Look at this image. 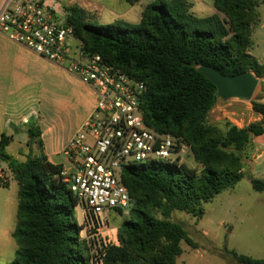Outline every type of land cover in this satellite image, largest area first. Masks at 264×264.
<instances>
[{
    "label": "trees",
    "instance_id": "1",
    "mask_svg": "<svg viewBox=\"0 0 264 264\" xmlns=\"http://www.w3.org/2000/svg\"><path fill=\"white\" fill-rule=\"evenodd\" d=\"M134 4L138 0H125ZM264 0H212L214 13L200 18L186 0H155L142 6L137 26L89 24L91 15L64 7V22L72 28L85 56L102 61L145 86L139 109L147 128L170 135L187 147L200 172L177 162L123 165L119 182L130 197L128 217L116 242L80 237L74 212L79 203L63 182L61 166L43 155L39 127L27 133L38 151L23 162L9 161L0 146V162L18 186L16 222L11 234L18 249L10 264H176L181 243L194 248L172 213L200 219L203 204L232 189L244 177V160L252 140L264 133V87L250 100L261 117L244 128L225 121L209 123L219 99L215 86L197 68L212 67L225 76L250 72L264 78V62L249 50ZM251 188L264 193V181L248 175ZM85 220L98 223V214L85 207ZM121 214V209L113 210ZM233 264H264V260L230 253Z\"/></svg>",
    "mask_w": 264,
    "mask_h": 264
},
{
    "label": "built area",
    "instance_id": "2",
    "mask_svg": "<svg viewBox=\"0 0 264 264\" xmlns=\"http://www.w3.org/2000/svg\"><path fill=\"white\" fill-rule=\"evenodd\" d=\"M0 34L62 66L93 89L94 108L63 151L73 171L60 172L89 212L99 215L129 206L130 197L118 178L123 165L177 159L182 163L180 154L187 147L143 122L139 104L144 84L106 65L99 56L83 55L72 28L43 0H0ZM9 181V171L0 165V187Z\"/></svg>",
    "mask_w": 264,
    "mask_h": 264
},
{
    "label": "crops",
    "instance_id": "3",
    "mask_svg": "<svg viewBox=\"0 0 264 264\" xmlns=\"http://www.w3.org/2000/svg\"><path fill=\"white\" fill-rule=\"evenodd\" d=\"M78 1L67 0L66 8H73L72 5H76ZM193 1L201 2V0ZM143 5H146L143 0H138L136 5L129 4L125 0H113L108 9L115 12L119 16L116 19H119L127 17L138 6L140 9L137 22L139 23ZM258 13L259 20L252 33L249 53L257 61L264 62V4L258 8ZM124 23L129 25L127 20ZM261 85L264 87V78L258 79L253 98ZM69 90L73 100L72 106L68 104L66 98H63ZM59 94L60 98L57 100ZM258 102L264 104V99ZM94 104L93 89L76 75L0 34V146L2 142L5 143L4 152L9 159L23 162L27 156L37 155L36 146L27 133L28 124L35 122L39 127L43 155L48 162L72 172L69 160L63 155L65 147L73 137L69 121H73L72 124L80 129L91 114ZM246 104L252 111L250 101ZM222 109L221 104H216L209 116L222 112ZM252 113L254 114L253 111ZM230 115L226 118L237 128L251 124L244 126L237 120L238 115L235 113ZM254 115V122H259L261 117ZM0 165L7 169L3 162H0ZM247 170L252 178L264 181V133L252 140ZM9 184L0 187V239L11 235L15 228L13 219L16 216V200L15 202L6 200L1 193L2 188H8ZM11 222L14 228H11Z\"/></svg>",
    "mask_w": 264,
    "mask_h": 264
},
{
    "label": "rangeland",
    "instance_id": "4",
    "mask_svg": "<svg viewBox=\"0 0 264 264\" xmlns=\"http://www.w3.org/2000/svg\"><path fill=\"white\" fill-rule=\"evenodd\" d=\"M113 0H79L72 7L77 11L89 13L92 25L122 26L125 20L129 26H137L138 6L127 15L120 17L108 8ZM145 4H154L155 0H143ZM192 3L191 11L198 17L204 18L214 13L212 0H201L197 3L193 0H186ZM45 7L52 8L59 20H63L64 11L62 8L68 6L67 0H43ZM136 5V3H134ZM76 40V39H75ZM79 42V41H78ZM77 45L78 43L75 42ZM60 98V94L58 95ZM68 104L72 106L71 91L63 95ZM56 101V97H53ZM249 102H237L230 100L217 104L222 105V112H216L209 116V123L222 128L225 121L230 122L226 117L235 113L237 120L245 126L254 122L255 115L249 110ZM69 121L70 132L73 137L80 130L79 127ZM81 128V127H80ZM79 129V130H78ZM72 137V138H73ZM71 138V139H72ZM70 139V140H71ZM183 164L191 169L200 172L201 166L197 164L190 150L185 148L180 154ZM135 165L141 163L136 162ZM248 160H244V177L232 189L225 190L216 195L210 202L203 204V215L200 219L184 212L172 213L171 220L180 222L188 233L194 244V248L181 243L182 254L176 260V264H233L231 252L237 255L246 256L252 259L264 260V193L255 192L251 188L247 170ZM18 186L13 179L10 180L8 188H2L1 193L6 200H13L17 204ZM118 214L115 211H108L98 216V223L85 220L86 210L78 206L74 212L75 223L80 227V237L84 239H100L116 242V234L119 226L128 217L127 208ZM15 224V218L13 219ZM14 226V225H13ZM11 228L12 222H11ZM18 247L11 235L0 239V264H10L16 258Z\"/></svg>",
    "mask_w": 264,
    "mask_h": 264
},
{
    "label": "water",
    "instance_id": "5",
    "mask_svg": "<svg viewBox=\"0 0 264 264\" xmlns=\"http://www.w3.org/2000/svg\"><path fill=\"white\" fill-rule=\"evenodd\" d=\"M197 71L215 86L217 98L223 102L230 100L249 102L258 85V79L250 72L225 76L216 69L205 65L198 67Z\"/></svg>",
    "mask_w": 264,
    "mask_h": 264
}]
</instances>
